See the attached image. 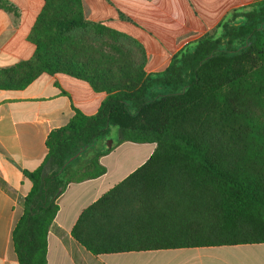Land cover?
Instances as JSON below:
<instances>
[{"label": "trees", "instance_id": "1", "mask_svg": "<svg viewBox=\"0 0 264 264\" xmlns=\"http://www.w3.org/2000/svg\"><path fill=\"white\" fill-rule=\"evenodd\" d=\"M0 9L18 14L9 0ZM215 29L148 74L144 44L86 19L83 0H44L28 37L34 54L0 66V90L64 74L107 97L93 115L74 108L69 123L49 133L46 159L24 171L32 186L11 235L18 264H48L57 201L71 183L107 172L100 159L115 148H105L111 126L119 144L156 148L81 213L71 234L86 250L264 243V0L232 11Z\"/></svg>", "mask_w": 264, "mask_h": 264}, {"label": "crops", "instance_id": "2", "mask_svg": "<svg viewBox=\"0 0 264 264\" xmlns=\"http://www.w3.org/2000/svg\"><path fill=\"white\" fill-rule=\"evenodd\" d=\"M9 1L19 13L0 14L4 25L0 27L2 67L33 56L35 46L28 37L44 4L37 8L29 27L23 28L26 16L18 5L26 1V9L31 10L30 5L37 0ZM261 1L238 0L227 7L206 4L201 13L190 0H132L133 8L122 5L120 12L109 0H83V6L86 19L104 23L143 43L148 55L145 69L151 74L165 70L176 53L214 30L232 11ZM135 5H147L152 17L164 15L175 29L144 31L146 21L140 11H134ZM130 25L139 32L129 30ZM106 97L105 93L95 92L89 83L64 74H43L24 90H0V264H18L11 235L16 218L22 213V201L32 186L24 171L36 170L46 159L49 133L66 126L75 114L74 108L93 115ZM119 146L126 147L124 157L111 158L108 163L105 159L109 154L101 157L100 162L107 169L103 176L71 183L59 197V211L48 234V264H264V243L100 256L86 250L71 234L81 213L143 165L156 148L152 143L124 142Z\"/></svg>", "mask_w": 264, "mask_h": 264}, {"label": "rangeland", "instance_id": "3", "mask_svg": "<svg viewBox=\"0 0 264 264\" xmlns=\"http://www.w3.org/2000/svg\"><path fill=\"white\" fill-rule=\"evenodd\" d=\"M110 3H112L113 5H115L118 8V11L120 12L122 5L127 6L128 8L132 9L133 8V3L132 0H109ZM238 0H190V3L193 5V7L198 11V12H203L205 9V5H216L218 4L219 7H221L222 5L224 6H229L230 4L237 2ZM11 2V1H10ZM44 0H37L35 1V3H33L31 6V10H27L26 8L29 6L27 4V2H23L20 1L19 3V7L24 10L25 12V22L24 25L22 26L23 28H28L29 27V23L31 22L30 20H32L34 18V16H36L37 14V8L43 4ZM12 3V2H11ZM18 9V8H17ZM134 11H140V14L143 17V20H145V27H143L144 31H151L153 33H157L159 30L161 29H165L168 31H172L175 29V26L166 21L164 15H157L152 17L150 15V11H149V7L147 5H139V7H137L136 5L134 6ZM242 11V10H239ZM5 10L0 9V14L5 13ZM19 13V10H18ZM27 14V15H26ZM209 17H211V15H209ZM4 26L1 22H0V27ZM135 30L137 32H139L138 30L134 29L131 25L129 26V30ZM215 30H212L211 32H214ZM142 34H144V32H141ZM88 39V38H87ZM92 40V39H91ZM92 42V41H91ZM193 43V42H192ZM120 141V131L117 127L111 126L109 128L108 134L106 136V141H105V148H108L109 146L111 147H115L108 155V157L105 159V162L108 163L107 161H109L111 158L114 157H118V158H122L124 157L126 154V147H120L119 142ZM110 147V148H111ZM78 166H80L82 164V162H78L76 163Z\"/></svg>", "mask_w": 264, "mask_h": 264}, {"label": "water", "instance_id": "4", "mask_svg": "<svg viewBox=\"0 0 264 264\" xmlns=\"http://www.w3.org/2000/svg\"><path fill=\"white\" fill-rule=\"evenodd\" d=\"M111 146H109L108 148H110ZM80 155V154H79ZM79 155H77V156H75V157H73V158H71L70 159V161H73L75 158H77ZM51 172L49 171V170H45V174H50ZM60 192H61V190H60Z\"/></svg>", "mask_w": 264, "mask_h": 264}]
</instances>
